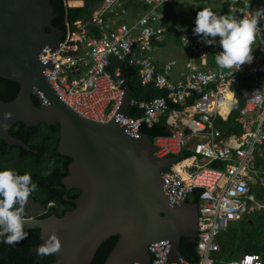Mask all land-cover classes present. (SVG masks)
<instances>
[{
	"label": "built area",
	"instance_id": "2783aa9c",
	"mask_svg": "<svg viewBox=\"0 0 264 264\" xmlns=\"http://www.w3.org/2000/svg\"><path fill=\"white\" fill-rule=\"evenodd\" d=\"M178 1L145 0L147 8L129 23L125 18L131 12L125 0H104L102 7L88 19L78 20L74 27L68 28L58 47L45 46L39 59L50 64L44 71L45 77L68 106L92 120L108 122L115 117L135 137L144 124L152 126L161 116L172 112L177 116L179 110H171L167 99L182 103L194 98L185 121L189 132L176 129L157 136L155 155L179 158L169 169L162 170L163 190L171 205H181L195 190H201L198 264H215L214 254L221 249L220 234L258 205L264 206L251 193L254 184L264 183V177L256 176V151L264 143V19L259 21L255 36L263 44L255 45L251 64L242 65V70L233 76L230 72L234 69H222L216 64L192 69L183 79L173 80V62L158 68L153 51L165 40L169 27L162 21ZM260 7H264V0L255 5L250 0H232L229 10L239 19ZM114 20L118 21L116 25ZM194 27L179 21L173 30L199 60L206 62L212 55L215 61V55L222 50L219 38L208 45L193 34ZM113 57L130 58V64L139 68L143 84L154 82L157 88L167 92V98L140 101L144 115L139 118L117 113L126 79L119 69L116 77L109 71ZM238 85L245 100L237 117L241 132L224 138L216 122L232 113L238 102ZM41 99L47 104L42 94ZM136 102L131 99V104ZM193 138L198 139L190 147L192 153L183 157L188 141ZM213 161H220L223 166L211 167ZM149 251L150 264H192L183 256L177 261L170 258L169 239L152 242ZM227 264H263V260L260 254L245 253Z\"/></svg>",
	"mask_w": 264,
	"mask_h": 264
},
{
	"label": "water",
	"instance_id": "95a60500",
	"mask_svg": "<svg viewBox=\"0 0 264 264\" xmlns=\"http://www.w3.org/2000/svg\"><path fill=\"white\" fill-rule=\"evenodd\" d=\"M58 15L51 0H0V77L20 84L13 100L0 99V139L35 151L11 128L20 122H59V151L71 158L62 182L67 191L81 190L71 200L75 207L61 217L40 218L45 208L28 198L24 229H41V243L30 255H53L54 264H91L102 243L118 236L103 264H150L149 246L161 239L171 241L170 258L177 261L183 256L182 238L197 242L199 221L198 203L173 206L163 190L162 170L179 158L157 157L145 131L135 137L115 117L108 122L86 118L58 96L44 74L50 64L39 59L45 46L55 48L63 40V30L53 24ZM131 94L125 84L117 113L128 115Z\"/></svg>",
	"mask_w": 264,
	"mask_h": 264
},
{
	"label": "trees",
	"instance_id": "16d2710c",
	"mask_svg": "<svg viewBox=\"0 0 264 264\" xmlns=\"http://www.w3.org/2000/svg\"><path fill=\"white\" fill-rule=\"evenodd\" d=\"M51 4L55 12L59 13L54 18L53 24L61 28L65 34L68 28L74 27L78 20H85L91 16V11L86 6L68 7L65 0H51ZM146 8L147 6L144 4V10ZM201 10H204V8H201ZM210 10L217 15H225L221 8H211ZM169 30L173 31V27H170ZM259 41L258 39L254 40L253 49ZM118 69L121 76L126 79L125 84H129L132 90L131 99L137 101L129 106L128 116L139 118L144 115V108L139 106L140 101H150L155 97L167 98V92L157 88L154 82L143 84L139 68L130 64V58L119 59L113 57L109 71L116 77ZM239 87V85L236 86L238 102L234 105L231 115L226 120L219 117L216 122L224 138L241 132L237 117L245 104V100L238 90ZM19 90L20 84L17 81L0 77V99L4 101L13 100ZM32 98L35 105H41L37 96L33 95ZM167 100L171 110L184 109L181 103H175L172 99ZM193 101L194 98L189 99V105ZM168 116L169 114L161 116L152 126L144 124L142 130L148 133L153 140L157 136L167 135L169 130L173 129L168 124ZM10 133L25 141L35 151L25 150L20 145H9L5 140L0 139V168H12L20 174L28 173L31 175L38 188L29 198L34 199L45 208V211L39 217L46 218L53 214L61 217L65 212L72 210L75 203L71 200L77 198L81 190L72 189L67 191L62 182V178L69 173L71 158L62 155L59 151L60 123L44 122L35 126H28L20 122L11 128ZM191 153L190 150H185L183 157H187ZM209 165L221 168L223 163L213 161ZM49 170H51L50 175L48 174ZM256 171L257 177H264V143L256 151ZM200 192L199 189L195 190L188 200L199 203ZM251 193L258 203L264 205V183L262 181H258L252 186ZM24 231L27 234L26 238L16 244L8 245L0 242V264H54L55 258L53 255H42L40 253L35 256L30 255L31 248L41 243V229L38 227L25 228ZM2 239L3 237H0V240ZM117 240L118 236H112L104 241L91 264H103ZM218 242L221 249L214 254L215 264H227L235 258H240L245 253L260 254L264 264V206L249 211L244 219L230 224L220 234ZM181 251L183 257L190 260L192 264H198L197 243L182 238Z\"/></svg>",
	"mask_w": 264,
	"mask_h": 264
},
{
	"label": "clouds",
	"instance_id": "9594fccd",
	"mask_svg": "<svg viewBox=\"0 0 264 264\" xmlns=\"http://www.w3.org/2000/svg\"><path fill=\"white\" fill-rule=\"evenodd\" d=\"M261 19H264V7L239 19L204 9L197 13L193 34L208 45L216 43L219 38L222 50L215 55V62L222 69H234L230 72L233 76L234 72L242 70V65L251 64L254 59L253 43ZM37 188L30 174L0 168V237H3L0 242L13 245L26 238L25 207Z\"/></svg>",
	"mask_w": 264,
	"mask_h": 264
},
{
	"label": "crops",
	"instance_id": "0c3cea01",
	"mask_svg": "<svg viewBox=\"0 0 264 264\" xmlns=\"http://www.w3.org/2000/svg\"><path fill=\"white\" fill-rule=\"evenodd\" d=\"M144 1L145 0H125L128 8L130 9V12H131V16H128L125 18V20L127 22H129V23L134 22V20L142 14V12L144 10ZM197 1L200 2L201 0H197ZM259 1L260 0H256V1L250 0L252 5H255ZM177 3L173 6L169 16L165 20L162 21V24L167 25L169 28L173 27V25L176 22L180 21V19H178V15H177L176 9H175V6L177 5ZM69 4L71 5L70 7L86 6L87 8L89 5L91 7L88 8V10L91 11V15H92L93 12L97 11L98 9H100L102 7L103 1L92 0V1L88 2L87 0H85V1H83V0H70ZM230 4H231V2H230ZM230 4H229V6H230ZM227 15H229V14L228 13L225 14V16H227ZM193 16L195 17L193 23H186L184 21H180V22H184L188 25L195 26V19L197 16L196 10H195V12H193ZM231 16H233L232 13H231ZM117 22H118L117 20H116V22L113 21V25H116ZM169 38H170V40L174 38L178 42H181L179 39V36L176 33H174V30L173 31L169 30L165 40L155 47V49L153 51V57H154V61L157 65V67L160 69H162L166 63L173 62V70H172V74H171V78L173 80L183 79L192 69H205L208 67H215L216 63H215L212 55L209 56V58L207 59L206 62H203V61L199 60L196 56H194V54L192 52H190L186 46H183V47H185L184 52L178 51L174 46H172L173 55L166 57L164 55V50H163L165 48V46H163V45L167 42V40ZM260 44H263V43H259V42L256 43V45H260ZM188 101L189 100H187V104L184 106V109L178 111L177 116H174L175 114L173 112L168 116V124L173 127V129L171 131L179 129V130H182L185 132H189L188 126L185 123V121L189 118L187 111L191 106V104L189 105ZM176 110H178V109H176ZM228 118L229 117H227L226 119H228ZM197 139L198 138H193V139L189 140L188 144H187L188 149H186V150H190V147H192L193 143H195L197 141ZM203 162H205V161H203Z\"/></svg>",
	"mask_w": 264,
	"mask_h": 264
},
{
	"label": "rangeland",
	"instance_id": "374dc122",
	"mask_svg": "<svg viewBox=\"0 0 264 264\" xmlns=\"http://www.w3.org/2000/svg\"><path fill=\"white\" fill-rule=\"evenodd\" d=\"M231 0H202L198 2L197 0H179L177 5L175 6L176 13L178 15V19L180 21H184L186 23H193L194 21V16L193 12L196 10V14L201 10V8L204 9H215V8H221L225 14H229V4ZM116 22V20H114ZM132 23V22H131ZM260 42V41H259ZM165 46L164 50V55L166 57L172 56V46H174L178 51L184 52L185 46L183 43L178 42L174 38L170 40V38L167 40V42L163 45ZM206 162H203V164ZM255 176V174H254ZM260 205H258V208ZM256 208V207H255Z\"/></svg>",
	"mask_w": 264,
	"mask_h": 264
}]
</instances>
